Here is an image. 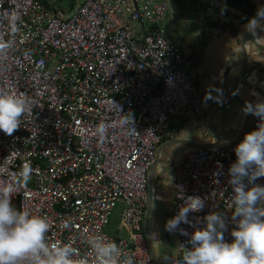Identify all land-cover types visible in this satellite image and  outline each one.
I'll return each instance as SVG.
<instances>
[{"label": "built area", "instance_id": "built-area-1", "mask_svg": "<svg viewBox=\"0 0 264 264\" xmlns=\"http://www.w3.org/2000/svg\"><path fill=\"white\" fill-rule=\"evenodd\" d=\"M219 1L195 5L202 12ZM168 12L167 0H70L69 8L54 0H0V91L34 101L18 129L0 131V189L12 188L17 208L47 217V240L70 243L77 258L89 252L87 230L114 241L134 264H152L141 231L148 173L169 118L185 126L202 114L196 60L166 39ZM229 22L233 29L242 18ZM255 92L264 100V83ZM101 122L103 139L95 131ZM258 123L255 117L248 132ZM243 137L184 154L182 177L169 184L171 217L183 203L181 192L200 196L204 208L188 219L203 227L207 214L219 212L224 240L234 239L228 169ZM254 183L264 185V176ZM118 204L129 239L104 232ZM193 224L179 227L190 236ZM177 236L169 264H181V245L191 247L189 236Z\"/></svg>", "mask_w": 264, "mask_h": 264}, {"label": "crops", "instance_id": "crops-1", "mask_svg": "<svg viewBox=\"0 0 264 264\" xmlns=\"http://www.w3.org/2000/svg\"><path fill=\"white\" fill-rule=\"evenodd\" d=\"M54 1L63 8L70 5V0ZM239 2L241 6L219 1L214 9L199 12L195 0H167V40L196 60L194 92L201 99L202 114L194 124L185 126L177 116L169 118L148 173L150 207L147 223L145 207L141 231L155 264H169L177 255V231H166L165 223L173 207L169 184L181 179L184 154L195 147L215 144L210 139L214 135H218L216 141L222 139L223 146L237 141L245 134L250 119L242 111L241 102L261 100L255 91L264 83V22L254 33L245 26L257 9L264 7V0ZM232 16L242 18L233 29L229 22ZM209 92L213 99L206 98ZM116 210L118 225L111 235L129 239L130 231L122 223V205L114 208L110 218Z\"/></svg>", "mask_w": 264, "mask_h": 264}, {"label": "clouds", "instance_id": "clouds-1", "mask_svg": "<svg viewBox=\"0 0 264 264\" xmlns=\"http://www.w3.org/2000/svg\"><path fill=\"white\" fill-rule=\"evenodd\" d=\"M262 22L264 7L257 9L245 27L254 33ZM206 98L213 99L210 92ZM33 103L25 93L0 91V131L10 135L18 129L21 117L31 111ZM242 111L258 117L259 123L235 146L236 160L228 169L233 187L229 204L234 209L232 219L236 225L230 234L234 239L224 240L227 225L219 212L207 214L204 226L195 227L188 214L202 210L204 200L200 196L184 197L181 192L183 203L165 223L166 231H179L185 236L189 233L179 227L181 223L193 224L195 228L188 240L191 247L180 246L184 249L181 264H264V185L254 183L264 176V100L245 101ZM128 116L132 124L131 114ZM106 130L102 122L95 129L100 139ZM23 176L27 182L28 173ZM11 192V187L0 189V264H92V257L94 264H134L130 254L122 253L114 241L100 233L85 230L89 252L78 258L70 243H50L46 236L50 228L48 218L14 206Z\"/></svg>", "mask_w": 264, "mask_h": 264}, {"label": "rangeland", "instance_id": "rangeland-1", "mask_svg": "<svg viewBox=\"0 0 264 264\" xmlns=\"http://www.w3.org/2000/svg\"><path fill=\"white\" fill-rule=\"evenodd\" d=\"M168 30L169 29L166 28V39H168V37H167V35L169 34ZM204 124H206V123H204ZM216 137L218 138V135H214V136L210 137V139L213 140L212 142H215V144H217L218 146H223L224 142L222 141V139L216 141V139H215ZM156 168H157V166L155 167V169ZM116 212H117V210L114 212L113 216L110 218V220L108 221V223L106 224V226L104 228V232L107 235L114 234L115 226L118 225V223H116V221H115L117 219V216L115 217V215H117Z\"/></svg>", "mask_w": 264, "mask_h": 264}, {"label": "water", "instance_id": "water-1", "mask_svg": "<svg viewBox=\"0 0 264 264\" xmlns=\"http://www.w3.org/2000/svg\"><path fill=\"white\" fill-rule=\"evenodd\" d=\"M245 71V68L243 69L242 72ZM241 105L242 107H244L245 103L244 102H241ZM250 115V119H249V123H248V126L246 128V131H245V134L251 129L252 125H253V122H254V119H255V116H253L252 114H249ZM244 134V135H245ZM149 187H150V182H148V187H147V192H148V201H147V205H146V214H145V223H147L148 221V213H149V207H150V191H149ZM145 233L147 235V226H146V230H145ZM149 245V243H148ZM149 253H150V259H151V263L152 264H155L154 263V257L152 255V252L150 250V245H149Z\"/></svg>", "mask_w": 264, "mask_h": 264}, {"label": "trees", "instance_id": "trees-1", "mask_svg": "<svg viewBox=\"0 0 264 264\" xmlns=\"http://www.w3.org/2000/svg\"><path fill=\"white\" fill-rule=\"evenodd\" d=\"M227 2L229 3V4H231V5H234V2H236V3H239V6H241V3L239 2V0H227ZM69 7H70V5H69ZM68 7V8H69Z\"/></svg>", "mask_w": 264, "mask_h": 264}]
</instances>
